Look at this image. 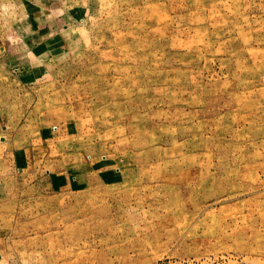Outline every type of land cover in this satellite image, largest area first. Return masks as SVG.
Instances as JSON below:
<instances>
[{
    "label": "rangeland",
    "instance_id": "rangeland-1",
    "mask_svg": "<svg viewBox=\"0 0 264 264\" xmlns=\"http://www.w3.org/2000/svg\"><path fill=\"white\" fill-rule=\"evenodd\" d=\"M0 264H264V0H0Z\"/></svg>",
    "mask_w": 264,
    "mask_h": 264
}]
</instances>
